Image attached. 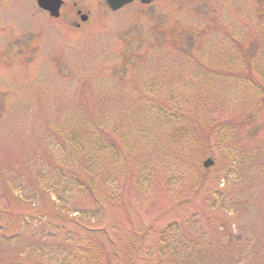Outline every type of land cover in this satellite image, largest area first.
<instances>
[{"label": "rangeland", "instance_id": "1", "mask_svg": "<svg viewBox=\"0 0 264 264\" xmlns=\"http://www.w3.org/2000/svg\"><path fill=\"white\" fill-rule=\"evenodd\" d=\"M63 2L0 0V264H264V0Z\"/></svg>", "mask_w": 264, "mask_h": 264}, {"label": "trees", "instance_id": "2", "mask_svg": "<svg viewBox=\"0 0 264 264\" xmlns=\"http://www.w3.org/2000/svg\"><path fill=\"white\" fill-rule=\"evenodd\" d=\"M58 229V227H56ZM68 233V232H67ZM51 237L57 235L56 232H50ZM65 244L70 245V238L64 239ZM74 251H64L61 259L53 258L46 264H106V257L103 252L95 245L94 239L90 233L78 235L74 243ZM194 250V249H193ZM72 253H75L72 255ZM18 264V263H16Z\"/></svg>", "mask_w": 264, "mask_h": 264}, {"label": "water", "instance_id": "3", "mask_svg": "<svg viewBox=\"0 0 264 264\" xmlns=\"http://www.w3.org/2000/svg\"><path fill=\"white\" fill-rule=\"evenodd\" d=\"M134 0H106V4L108 7L113 10H119L123 8L125 5L132 3ZM142 3H150L154 0H140ZM38 5L48 11L51 16L53 17H59L60 16V10L63 5V0H37ZM88 16L86 14H83L81 16L82 21H86ZM204 166L209 167L213 164L212 159H206L204 161Z\"/></svg>", "mask_w": 264, "mask_h": 264}, {"label": "flooded vegetation", "instance_id": "4", "mask_svg": "<svg viewBox=\"0 0 264 264\" xmlns=\"http://www.w3.org/2000/svg\"><path fill=\"white\" fill-rule=\"evenodd\" d=\"M79 12V11H78Z\"/></svg>", "mask_w": 264, "mask_h": 264}]
</instances>
